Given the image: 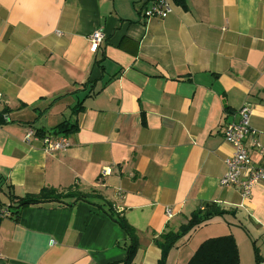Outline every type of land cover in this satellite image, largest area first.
<instances>
[{
	"label": "crops",
	"instance_id": "obj_1",
	"mask_svg": "<svg viewBox=\"0 0 264 264\" xmlns=\"http://www.w3.org/2000/svg\"><path fill=\"white\" fill-rule=\"evenodd\" d=\"M187 5L147 18L143 0H0V264H124L128 234L87 201L11 213L44 187L100 191L137 229L130 264H158L155 238L207 201L230 213L184 235L166 264L229 234L240 264H264V184L245 196L221 183L224 127L243 105L264 144V0ZM63 121L77 127L71 146L46 151L37 130Z\"/></svg>",
	"mask_w": 264,
	"mask_h": 264
},
{
	"label": "trees",
	"instance_id": "obj_2",
	"mask_svg": "<svg viewBox=\"0 0 264 264\" xmlns=\"http://www.w3.org/2000/svg\"><path fill=\"white\" fill-rule=\"evenodd\" d=\"M176 4L181 5L184 9L188 8L187 0H174ZM143 7V6H142ZM142 7H140L142 9ZM8 109L5 107L0 110V123L5 122L4 118ZM77 127L69 121H63L52 129L56 135H68L76 131ZM41 136L46 135L41 130H37ZM17 203L21 204L20 208L15 207L11 211L14 215H19L23 207L27 205H71L77 201H87L94 206L105 211L109 216L121 225L129 236L130 242L127 245V255L124 264H130L139 247V235L137 229L127 220V218L114 209L112 203L108 201L100 191L95 189L84 191L79 188H55L44 187L40 192L31 195L17 196ZM9 212V209H7ZM230 213L217 202L207 201L203 206L195 209L187 221L182 223L178 229H167L159 237L155 238V242L161 248V257L158 264H166L170 250L177 244L179 239L188 234L193 228L199 224L212 219L216 216H223ZM256 260L259 261L258 250H256ZM187 264H240L239 248L233 235H223L213 237L203 241L194 255Z\"/></svg>",
	"mask_w": 264,
	"mask_h": 264
},
{
	"label": "built area",
	"instance_id": "obj_3",
	"mask_svg": "<svg viewBox=\"0 0 264 264\" xmlns=\"http://www.w3.org/2000/svg\"><path fill=\"white\" fill-rule=\"evenodd\" d=\"M144 2H146L144 13L147 18H165L173 12L175 6L174 0H145ZM89 40L91 50L96 52L103 40V33L101 30H95ZM251 114L252 108L248 104L243 105L239 109V120L225 124L223 131L225 140L232 144L233 151L225 159L227 172L222 177L221 183L237 186L245 196L251 195L255 185L264 184V144L251 124ZM34 134V130H28L26 138L30 139ZM42 142L44 149L48 152L71 146L68 135L46 134L42 137ZM253 148L257 151L258 160L252 157ZM108 172L107 168L103 170L104 174ZM5 213L9 215L7 209ZM167 213L171 217L173 210L169 208Z\"/></svg>",
	"mask_w": 264,
	"mask_h": 264
},
{
	"label": "rangeland",
	"instance_id": "obj_4",
	"mask_svg": "<svg viewBox=\"0 0 264 264\" xmlns=\"http://www.w3.org/2000/svg\"><path fill=\"white\" fill-rule=\"evenodd\" d=\"M1 186V185H0ZM5 192V191H4ZM4 192H2V194L0 195V197H1V199L2 200H4V202H5V204L4 205H6L7 203V201H8V195H6V193H4ZM8 205V204H7ZM4 208H6V206H4ZM5 210V209H4Z\"/></svg>",
	"mask_w": 264,
	"mask_h": 264
},
{
	"label": "water",
	"instance_id": "obj_5",
	"mask_svg": "<svg viewBox=\"0 0 264 264\" xmlns=\"http://www.w3.org/2000/svg\"><path fill=\"white\" fill-rule=\"evenodd\" d=\"M143 1H145V0H143ZM16 207H17V208H20V207H21V204L17 205Z\"/></svg>",
	"mask_w": 264,
	"mask_h": 264
}]
</instances>
